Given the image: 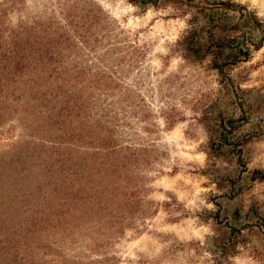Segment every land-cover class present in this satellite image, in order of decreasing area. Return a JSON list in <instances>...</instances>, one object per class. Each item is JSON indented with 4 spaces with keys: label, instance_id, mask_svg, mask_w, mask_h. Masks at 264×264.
Returning <instances> with one entry per match:
<instances>
[{
    "label": "rangeland",
    "instance_id": "374dc122",
    "mask_svg": "<svg viewBox=\"0 0 264 264\" xmlns=\"http://www.w3.org/2000/svg\"><path fill=\"white\" fill-rule=\"evenodd\" d=\"M189 18L0 0V264H264V43L221 74Z\"/></svg>",
    "mask_w": 264,
    "mask_h": 264
},
{
    "label": "trees",
    "instance_id": "16d2710c",
    "mask_svg": "<svg viewBox=\"0 0 264 264\" xmlns=\"http://www.w3.org/2000/svg\"><path fill=\"white\" fill-rule=\"evenodd\" d=\"M129 1L138 6H156L160 0ZM170 1L179 13L190 15V27L182 44L188 53L185 55L196 59L209 57V66L221 74L225 68L249 60L252 52L264 43V23L245 4L232 0ZM21 65L14 64L7 75H21L27 68ZM218 125L220 139L224 141L227 127L234 129L235 120L220 119Z\"/></svg>",
    "mask_w": 264,
    "mask_h": 264
}]
</instances>
